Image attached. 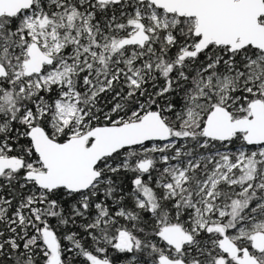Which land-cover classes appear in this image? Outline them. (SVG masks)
Returning a JSON list of instances; mask_svg holds the SVG:
<instances>
[{"label": "snow or ice", "instance_id": "snow-or-ice-1", "mask_svg": "<svg viewBox=\"0 0 264 264\" xmlns=\"http://www.w3.org/2000/svg\"><path fill=\"white\" fill-rule=\"evenodd\" d=\"M0 264H264V0H0Z\"/></svg>", "mask_w": 264, "mask_h": 264}]
</instances>
